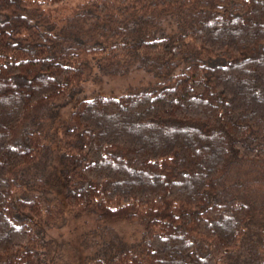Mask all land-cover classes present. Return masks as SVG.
<instances>
[{"label": "trees", "instance_id": "16d2710c", "mask_svg": "<svg viewBox=\"0 0 264 264\" xmlns=\"http://www.w3.org/2000/svg\"><path fill=\"white\" fill-rule=\"evenodd\" d=\"M63 254L264 264V0H0V264Z\"/></svg>", "mask_w": 264, "mask_h": 264}, {"label": "rangeland", "instance_id": "374dc122", "mask_svg": "<svg viewBox=\"0 0 264 264\" xmlns=\"http://www.w3.org/2000/svg\"><path fill=\"white\" fill-rule=\"evenodd\" d=\"M150 75V71L146 69L133 68L120 75H106L96 79H90L84 84L83 95L90 96L95 93L117 95V93L124 91V89L130 90L133 86L142 85L141 83L145 82L150 77ZM69 108V105L64 108V114L69 111ZM83 217L85 218L86 216H79L78 218H72L69 220V216H67L65 224L55 227V229L49 231V235L52 237L51 240L58 241L61 244H66L68 242L70 244L73 239L79 242V230L76 229V225L82 221ZM94 223V220L89 219V221H87L85 224L91 228L90 226L94 227ZM118 223L119 224L113 226L115 234L119 233L123 236L131 235L134 237L138 235L140 227L135 221L131 223H127L126 221ZM61 244L59 245L60 249L63 248L61 247ZM59 264L72 263H70L69 260H66L65 254H63V259L59 260Z\"/></svg>", "mask_w": 264, "mask_h": 264}]
</instances>
